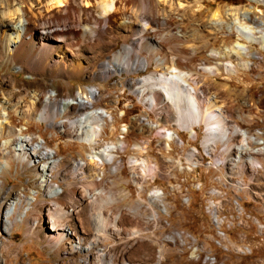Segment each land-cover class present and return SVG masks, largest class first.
<instances>
[{"label":"rangeland","instance_id":"374dc122","mask_svg":"<svg viewBox=\"0 0 264 264\" xmlns=\"http://www.w3.org/2000/svg\"><path fill=\"white\" fill-rule=\"evenodd\" d=\"M189 2L191 6L194 5L191 8L193 15L190 12L179 13L176 19L178 30L188 33V45L192 47L182 45L176 47L175 51L188 52L195 49L197 62H206L209 67L216 64V60L209 56L212 51L232 47L237 42V33L231 29V23L238 17L234 16L236 10L243 13L249 6L253 7L262 15H259L260 20H264L263 3H251L249 0ZM136 4L127 5L126 12H133L132 9L138 11ZM217 11L219 16L214 18ZM238 18L243 25H250L240 16ZM88 26L92 29L96 27L95 24ZM117 29L107 28L108 32L100 38L99 45L92 51L91 56L104 60L105 57L124 49L127 43L117 34ZM250 51L253 56L248 60L253 66L252 69L239 68L236 74H232L222 68L218 75L192 71L200 94L197 99L199 108L204 115H207L206 111L215 114L219 112L218 114L224 115L226 119L231 118L240 124V115L237 113L242 112L245 118L251 119L256 113V104L257 107L259 104L264 106V51L260 45H251ZM75 54L77 55L71 51L66 53L69 60H73ZM160 55L166 57L165 54ZM229 62L230 58L223 60V63ZM155 70L156 65L152 63L148 72H116L110 77H98L102 75L103 68L100 62H95L84 70V73L70 76L62 71L57 74L52 70L21 71L6 60L0 61V123L5 125L8 122L5 126L16 131L19 137L31 138L34 144L42 143L62 161L68 162L60 170L53 171L50 180L65 194H69L74 186L76 200L73 204L65 201L61 202L64 205L59 204L67 211L74 209L65 224L76 232L74 236H69L72 237L70 240L81 243L80 246L84 249L72 252L71 243H65L61 250H55L50 245L49 238L54 232L49 228L48 219L55 214L56 203L40 189L38 166L19 156L14 157L15 136H2L0 264H210V260L211 264H264V216L260 206L249 199L264 200V192L253 180H243V187L248 190L249 196L247 193L241 195V206L248 216L244 217L235 229L227 232L225 238L222 239L215 233L211 218L206 213L209 190L217 188L216 180L220 175L224 178L235 176L256 179L252 161L244 160L238 164L235 161L237 151L229 152L222 164L217 162V157L202 156V142L207 136L205 123L193 128L196 139L192 140L187 132H180V128L172 121L171 109L166 110L163 120L159 119L158 114L149 111L134 92L141 88V85L136 83L135 87L131 88V81L156 75ZM159 71L167 73L166 70ZM94 87L100 89L97 94L101 95L96 99L94 109H105L113 118V121H106L102 140L106 143L124 141L126 146L123 151L115 153L114 160L120 163L119 170L113 173L110 165H105L100 170V183L93 181L88 167L84 173L71 169L74 163L85 158L84 155L90 152L87 145L71 138L67 128L61 130L52 123L26 118L21 113L23 108H20V104L24 105L26 102L31 105L36 95L54 92L57 99L64 100L74 98L82 89L91 90ZM148 87L150 90L151 85ZM212 97L216 99L215 105L211 104ZM19 102V110L16 108L15 111L13 105ZM39 111L41 109L37 108L36 113ZM72 117L71 113L68 116H56L53 122L59 124ZM212 117L208 116L213 124L211 129L214 127L215 130L217 121ZM260 118L262 119L261 116ZM149 123L160 126L152 128L148 126ZM229 124L230 127L234 126L231 121ZM251 126L253 123L249 122V129ZM163 129L176 132L182 145L174 140L168 148L166 139L160 134L164 132ZM11 140L12 146L9 147L8 142ZM238 145L239 140H232V147ZM135 147L141 149L135 151ZM203 147L205 148L204 142ZM191 148H196L202 158L201 167L196 169H190L188 165V158L190 162L192 159V152H189ZM133 158L146 161L148 167L156 168V171L149 169L150 171L147 170L144 174L140 172V181L134 179L130 169ZM5 162L7 164L3 165ZM196 163L197 161H192V165L196 166ZM210 165H214V170L204 167ZM259 168H264V161H259ZM83 175H92L88 178L90 181L83 179ZM82 191L97 193L96 202L82 198ZM156 193L160 194L159 200L166 211L163 212L153 205L158 218L157 221H152L151 199ZM216 197L213 199L219 200ZM29 199L32 201L29 202ZM23 214L27 217L26 222L23 220ZM98 214H102L104 218L106 231L98 229L95 224V221H98L95 216ZM134 235L140 238L135 239ZM245 248L249 250V254L242 253ZM160 250L161 260H158ZM102 253L105 255L101 256Z\"/></svg>","mask_w":264,"mask_h":264},{"label":"bare ground","instance_id":"6f19581e","mask_svg":"<svg viewBox=\"0 0 264 264\" xmlns=\"http://www.w3.org/2000/svg\"><path fill=\"white\" fill-rule=\"evenodd\" d=\"M189 1L0 0V61L6 60L17 66L21 71L42 72L52 70L56 72L55 74L62 71L70 76L84 73V70L88 69L91 64L100 62L103 73L99 76L95 75V77H110L116 72L121 74L148 72L152 63H154L156 65L154 71L156 75H150L138 81H131V88L135 87L136 83L141 85V88L134 92L149 111L158 114L159 119L163 120L166 110L171 109L173 113L171 119L175 125L180 129L188 130L193 138L195 133L192 127L205 123L207 136L204 141V150L207 155H212V152H210L212 151L211 146L220 142L225 145L231 138L230 130H235V126L231 125L230 129V120L226 119L224 115L218 114L219 112L215 114L206 111L207 115L201 112L197 100L200 94L192 71L218 75L222 68L232 74H236L239 68L252 69L253 66L248 60L253 56L250 51L251 45H260L262 51H264V20L262 18L260 20V12L253 7L249 6L243 13L236 10L238 13L235 12L234 16H240L250 25H243L238 17L234 19L231 23V29L237 33V42L232 47H223L220 51H212L209 56L216 60V64L209 67L206 62H197L195 49L188 50V52L185 50L178 51V54L175 51L176 47L182 45L187 48L192 47L188 45V33L178 30L176 19L179 13L192 12L191 8L194 5L191 6ZM249 1L264 4V0ZM130 4L138 5V11L132 9L133 12H126V6ZM218 11L214 14V18H218ZM192 13L191 15H193ZM89 24H95L96 27L92 29L91 26H88ZM109 27H112V29L118 28L116 30L117 34L127 43L124 49L117 54L105 57L104 60L98 56H91L92 51L98 47L100 38L108 32L107 28ZM69 51L77 53L73 60H69L70 58L66 55ZM161 53L165 54L166 57H162ZM170 56L173 57L168 60ZM225 58H230L231 62L223 63ZM158 69L166 70L167 73H160ZM149 85H151L150 90L147 89ZM99 90L98 87L91 90L82 89L74 98L64 100L57 99L54 92H50L47 95H36L31 105L27 102L24 105L20 102L13 105L15 109H18L21 105L20 108H23L21 113L28 119L33 118L38 121L49 122L58 126L61 130L67 128L68 135L71 138L87 145L90 152L84 155L85 158L74 163L71 169L84 173L88 167L95 183L102 182V172L100 170L105 165H110L113 173L119 170L120 163L115 162V153L126 148L124 141L106 143L101 138L106 121H113V118L105 109H94L93 105L96 99L101 96L97 94ZM211 100V104L215 105V97H212ZM37 108L41 109L38 113H36ZM70 113L73 114L72 118H67L66 121L59 124L53 122L54 117L68 116ZM209 115H212L217 121L218 125L216 124L217 128L215 127V130L214 127L211 129L213 124L208 118ZM0 124V137L15 136L13 139V143H15V148H13L14 157L19 156L27 162H34L38 166L37 170L40 172L41 180L40 189L56 203L54 204L55 214H52V217L49 216L48 219L49 228L54 232L49 238L50 245L55 250H61L64 248L65 243H69V245L71 243L70 251H82L81 243L71 241L70 238L72 237H69L74 236L76 232L65 224L74 209L67 211L65 208L63 209L64 204L61 203L65 201L73 204L76 200L74 186L69 194H65L61 192L60 187L54 185L50 180L51 173L60 170L67 161H62L56 153L47 150L42 143L34 144L31 138L19 137L17 132L8 129L5 126L6 124ZM148 126L156 128L160 125L155 126L149 123ZM163 130L164 132L160 134L166 139L167 142L165 143L169 148L170 142L177 138V134L168 129ZM8 145L9 147L12 146V140L8 142ZM236 147H239V145ZM138 149L141 148L135 147V151ZM191 154V162L195 160L197 161L196 165L201 166L202 158L199 157L198 152L192 151ZM235 161L238 162V155ZM5 164L7 162L3 165ZM130 169L133 178L138 179L141 177L140 172L144 174L150 167H148L146 161L133 158L130 162ZM150 170L154 172L156 168ZM89 177L83 175L82 178L87 180ZM159 195V193L152 195L150 216L152 221H157L158 218L153 205L159 207L163 212L166 211L159 200ZM81 196L86 200L96 202L97 193L86 191ZM31 201L32 199H29V202ZM59 203L63 205L61 206ZM23 215L25 218L20 217V219L26 222L27 217L25 214ZM40 217L43 218L42 212ZM95 218L98 220L95 221L98 229L106 231L107 225L102 214L96 215ZM134 238L138 239L140 237L134 235ZM172 240L174 241V238ZM158 253V260H161V250ZM104 255L105 253L101 254V256ZM95 264H102V262Z\"/></svg>","mask_w":264,"mask_h":264},{"label":"built area","instance_id":"2783aa9c","mask_svg":"<svg viewBox=\"0 0 264 264\" xmlns=\"http://www.w3.org/2000/svg\"><path fill=\"white\" fill-rule=\"evenodd\" d=\"M254 108L256 109V113L251 119L245 118V116L241 114L242 112L240 114L237 113V115H240L238 116L240 124L230 118V121L235 126V130H232L229 126L231 129L229 134H232L231 138L228 140L229 143L227 142L224 146L221 143L212 145L210 148L212 149V151H210L212 152V155H207L205 153L203 147L204 141L202 142V156L217 157V162L223 163L225 162V157L229 152L238 151V164L243 163L244 160H251L252 167L256 170V179H247L244 177L235 176L231 178H224L220 175L216 180L218 182L217 188L220 190L215 187L209 190L206 213L211 218L215 233H217L222 239L225 238L227 232L235 229L236 225H239L241 220L248 216L245 213L244 208L241 206V195H245V193H247L249 196L248 190L243 187V180H253V182L264 192V168H259V161H264V106L259 104L257 107L256 104V107ZM245 120L253 123V126H251L250 129L249 122H246ZM194 127L195 126L192 127V130L195 133L193 129ZM203 129H205L204 126ZM179 131L187 132L190 139L192 140L196 139V133L194 134L195 137L193 138L189 131L181 129ZM174 140L182 145V141L178 136ZM232 140H239V147H232ZM192 151L198 152L196 148H191L189 152ZM199 156L201 157L200 154ZM189 159L190 158H188V165L190 169L201 167L199 165H192V162H190ZM204 167L214 170V165ZM215 196H217L216 198H219V200L215 201L213 199ZM249 199L254 204L260 206L262 211L261 214L264 216V200L252 198ZM259 227L263 228L261 225H259ZM242 253L249 254V250L245 248ZM211 263L212 260H210V264Z\"/></svg>","mask_w":264,"mask_h":264}]
</instances>
